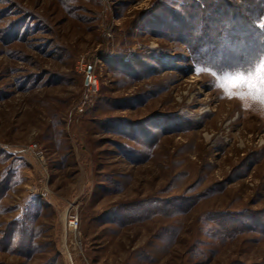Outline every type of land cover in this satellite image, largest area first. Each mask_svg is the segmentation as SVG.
<instances>
[{
	"label": "rangeland",
	"instance_id": "1",
	"mask_svg": "<svg viewBox=\"0 0 264 264\" xmlns=\"http://www.w3.org/2000/svg\"><path fill=\"white\" fill-rule=\"evenodd\" d=\"M186 22L0 0V264H264V58L221 69Z\"/></svg>",
	"mask_w": 264,
	"mask_h": 264
},
{
	"label": "trees",
	"instance_id": "2",
	"mask_svg": "<svg viewBox=\"0 0 264 264\" xmlns=\"http://www.w3.org/2000/svg\"><path fill=\"white\" fill-rule=\"evenodd\" d=\"M178 1L181 13L198 21L195 26L183 23L194 55L210 56L221 69L229 64L227 56L230 62L236 60L232 66L240 70L252 69L264 58V0H239L236 4L233 0ZM237 25L243 29L234 30ZM243 44L253 45L246 61L238 51Z\"/></svg>",
	"mask_w": 264,
	"mask_h": 264
},
{
	"label": "built area",
	"instance_id": "3",
	"mask_svg": "<svg viewBox=\"0 0 264 264\" xmlns=\"http://www.w3.org/2000/svg\"><path fill=\"white\" fill-rule=\"evenodd\" d=\"M89 83L91 82V76H89ZM69 224H70V226H72V225H75V226H77V218L76 217H71L70 219H69Z\"/></svg>",
	"mask_w": 264,
	"mask_h": 264
}]
</instances>
